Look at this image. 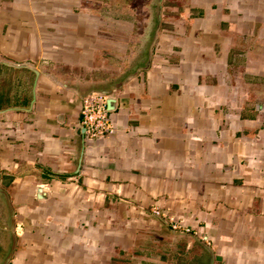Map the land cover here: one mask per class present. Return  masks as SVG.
Wrapping results in <instances>:
<instances>
[{"label":"crops","instance_id":"0c3cea01","mask_svg":"<svg viewBox=\"0 0 264 264\" xmlns=\"http://www.w3.org/2000/svg\"><path fill=\"white\" fill-rule=\"evenodd\" d=\"M114 1L0 0V264H264V0Z\"/></svg>","mask_w":264,"mask_h":264},{"label":"built area","instance_id":"2783aa9c","mask_svg":"<svg viewBox=\"0 0 264 264\" xmlns=\"http://www.w3.org/2000/svg\"><path fill=\"white\" fill-rule=\"evenodd\" d=\"M108 99L107 94L91 93L84 97L83 100V123L89 132L94 134H103L111 130V123L108 117ZM160 215L159 210L154 211ZM170 227L175 231H184L185 233H193L191 228L184 225L182 220L174 217L170 220Z\"/></svg>","mask_w":264,"mask_h":264},{"label":"water","instance_id":"95a60500","mask_svg":"<svg viewBox=\"0 0 264 264\" xmlns=\"http://www.w3.org/2000/svg\"><path fill=\"white\" fill-rule=\"evenodd\" d=\"M158 1V5H157V7L159 8V14H158V17H157V29H156V32H155V34H154V38H156V35H157V32H158V30L160 29V26H161V21H162V0H157ZM92 93H102V94H107V95H109V94H111V92H106V91H99V92H92ZM91 94V93H90ZM88 96V95H87ZM116 102H117V99L116 98H114V97H109V99H108V110L109 111H113V110H115V108H116ZM184 234H192V233H185L184 232ZM196 236V235H195ZM197 237V236H196ZM200 239V238H199ZM203 245H204V247L207 249V251H209L210 252V254H211V263L210 264H212V262H213V260H214V253H213V251L211 250V248L204 242V241H202V240H199ZM218 260H221L220 259V257H218L217 258Z\"/></svg>","mask_w":264,"mask_h":264},{"label":"rangeland","instance_id":"374dc122","mask_svg":"<svg viewBox=\"0 0 264 264\" xmlns=\"http://www.w3.org/2000/svg\"><path fill=\"white\" fill-rule=\"evenodd\" d=\"M118 0H115L114 2H117ZM164 0H162V2H163ZM143 3H146L145 1L143 2ZM102 4H104L105 5V2H104V0H102ZM181 248L183 247L184 248V246L183 245H179ZM180 248V249H181ZM186 255V253H184V250H182V251H179V253H173V255L171 256V258H168V256H167V254H166V259L165 260H162L161 259V262H166V263H169V262H177V263H179V264H181V263H183V262H185L186 260H187V262H189L190 264H194L196 261H199L200 259H199V257H200V255L198 256V255H195L196 256V258H195V260L194 259H192V258H190L189 257V255L190 254H188L187 253V257L185 256ZM176 256V257H175Z\"/></svg>","mask_w":264,"mask_h":264},{"label":"trees","instance_id":"16d2710c","mask_svg":"<svg viewBox=\"0 0 264 264\" xmlns=\"http://www.w3.org/2000/svg\"><path fill=\"white\" fill-rule=\"evenodd\" d=\"M201 258V256L199 257V259Z\"/></svg>","mask_w":264,"mask_h":264}]
</instances>
